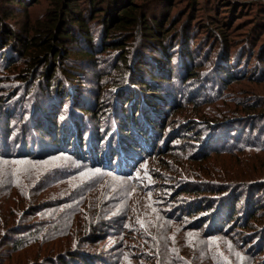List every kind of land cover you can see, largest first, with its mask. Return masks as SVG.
Listing matches in <instances>:
<instances>
[{
  "label": "rangeland",
  "instance_id": "374dc122",
  "mask_svg": "<svg viewBox=\"0 0 264 264\" xmlns=\"http://www.w3.org/2000/svg\"><path fill=\"white\" fill-rule=\"evenodd\" d=\"M54 2L35 0L30 5L28 1L21 7L0 0V17L27 39ZM152 6L158 17L167 13L177 24L175 28L169 24L170 29L181 33L164 42L175 62L173 76L182 75L186 44L194 60L190 69L199 74V81L187 83V91H178L181 101L165 114L164 136L151 151L154 154L139 159L128 176L86 163L71 164L66 156L53 163L0 158V264H22L66 243L80 246L81 253L98 254L101 264H264V243L257 241L264 234V0H174L169 5L160 0ZM84 43L76 46L83 48ZM134 44V51L138 50ZM117 54L101 52L96 60L81 63L77 89L85 103L93 98L92 90L94 96L104 98L98 87ZM25 68L24 50L19 54L0 42L4 100L11 102L10 89L30 87L17 80ZM36 85L27 92L31 99ZM19 114L11 121L13 129L19 127ZM221 114L232 115L228 133L238 138L221 144L225 152L206 158L197 147L204 134L200 121ZM52 168L66 170L50 175L51 188H39L37 181L44 180ZM8 178H20V184L25 181L26 193L11 191ZM224 184L229 188L226 205L236 207L227 212L224 232L216 235L202 220L210 212L200 208L211 203L207 200L213 201ZM244 206L257 209L250 212L251 218L238 222ZM64 210L70 211V224L61 217ZM58 219L61 226L72 227V235L16 252L12 242L29 225L41 222V228L52 231ZM80 226L83 238L76 234Z\"/></svg>",
  "mask_w": 264,
  "mask_h": 264
},
{
  "label": "trees",
  "instance_id": "16d2710c",
  "mask_svg": "<svg viewBox=\"0 0 264 264\" xmlns=\"http://www.w3.org/2000/svg\"><path fill=\"white\" fill-rule=\"evenodd\" d=\"M3 1L9 5L19 3L21 7L26 6L28 1L30 5L35 2ZM79 1L86 6H80ZM158 1L55 0L54 8L48 11L41 23L32 28V35L27 39L13 32L0 17V42L4 47L14 48L19 54L24 50L26 68L17 76V80L30 86L26 90L10 89L13 97L9 99L11 102L0 96V158L5 161L53 163L55 159L66 156L71 164L86 163L93 168L128 176L139 159L154 154L151 151L157 148L158 141L164 136L165 114L177 108L181 101L178 91L186 90L189 82L197 84L199 81V74L190 69L194 60L186 44L182 51V75L178 73V76L175 75L177 77L173 76L175 62L172 63L174 60L168 54L164 42L171 35L177 39L181 33L170 29L169 24L174 28L177 24L170 21L167 13H160V17L153 13L152 5ZM173 1L166 0L167 5ZM92 23H95L94 28L90 26ZM96 32L101 35L96 36ZM81 41L85 42V49L76 46ZM134 43L138 50L134 51ZM101 52L118 54L105 75L106 79L98 87L104 98L94 96L92 90L89 95L92 94L93 98L90 97L85 103L77 89L81 63L96 60ZM187 58L188 62L185 61ZM224 60L228 62L227 58ZM97 77L103 78L101 75ZM229 80H232L231 77ZM34 83L37 85L31 99L27 92ZM204 87L207 88V85ZM2 89L3 94L6 89ZM154 95L155 100L150 99ZM89 102L92 106L88 105ZM18 113H21L17 115L19 127L13 129L10 124ZM231 118L232 115L221 114L200 121L204 134L201 133L198 138L200 144L197 147L202 149L199 152L204 153L206 158L225 152L227 149L221 144L231 138L234 142L238 138V134L231 136L228 133L231 131L229 128L233 127L227 122ZM213 144L215 147L208 151ZM66 165L70 168L68 163ZM65 170L52 168L44 180L37 181L39 188H51L50 175L65 173ZM20 181V178L6 180L11 191L19 193L25 190L26 193L28 185L25 181L20 184ZM222 188L213 201L207 200L211 203L200 208L210 212L202 220L206 219V229H213L216 235L224 232L229 220L227 212L236 207L226 205L229 188L226 184ZM251 208L244 206V215H239L237 221L251 218L254 209H257ZM69 212L64 210L61 217L70 224L72 217ZM58 223L55 222L52 231L41 228V222L29 225L12 242L16 252L37 244H51L73 234L72 227L61 226L60 219ZM76 234L83 238L82 226ZM85 238L89 239V236ZM257 241L258 244L264 243V234ZM80 248L73 243L62 244L22 264H101V260L97 261V257H100L98 254L81 253Z\"/></svg>",
  "mask_w": 264,
  "mask_h": 264
}]
</instances>
